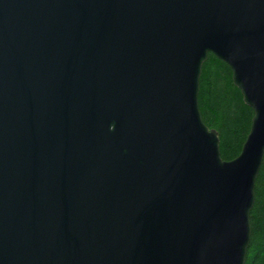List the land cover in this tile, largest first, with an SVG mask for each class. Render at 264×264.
Masks as SVG:
<instances>
[{
    "label": "water",
    "instance_id": "obj_1",
    "mask_svg": "<svg viewBox=\"0 0 264 264\" xmlns=\"http://www.w3.org/2000/svg\"><path fill=\"white\" fill-rule=\"evenodd\" d=\"M254 116L203 121L209 55ZM264 160V0H0V264H246Z\"/></svg>",
    "mask_w": 264,
    "mask_h": 264
},
{
    "label": "trees",
    "instance_id": "obj_2",
    "mask_svg": "<svg viewBox=\"0 0 264 264\" xmlns=\"http://www.w3.org/2000/svg\"><path fill=\"white\" fill-rule=\"evenodd\" d=\"M199 106L206 126L219 134L222 159L237 158L250 132L254 112L234 85L230 67L211 54L202 69ZM255 197L250 213L251 241L246 264H264V160L256 181Z\"/></svg>",
    "mask_w": 264,
    "mask_h": 264
}]
</instances>
